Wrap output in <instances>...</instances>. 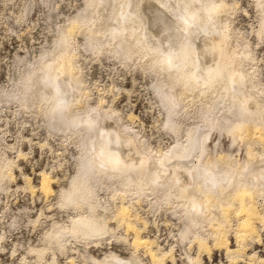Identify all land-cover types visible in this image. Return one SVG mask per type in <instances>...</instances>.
<instances>
[{"label":"bare ground","instance_id":"1","mask_svg":"<svg viewBox=\"0 0 264 264\" xmlns=\"http://www.w3.org/2000/svg\"><path fill=\"white\" fill-rule=\"evenodd\" d=\"M80 2L66 25L54 31L51 28V39L37 58L21 64L13 82L11 79L14 89H4L1 94L17 98L23 109H35L49 135L60 132L72 146L67 161L72 169L61 177L68 184L61 183L58 187L56 205L74 215L66 220L68 223L65 219L50 223L39 240L41 244L28 251L43 264H60L57 253L62 255L68 250L81 255L80 264H145L137 252L141 249L149 264H176L172 247L163 249L156 237L144 239L140 235L147 223L144 211L150 213L153 209L163 211L164 223L175 227L180 242L188 241L185 253L191 264H201V253L217 245H221L229 260L248 258L246 264L263 261L264 256L260 257L256 251L248 254L244 248L261 243L259 231L264 226V206L257 205L258 199L264 203V86L249 42L236 34L230 21L236 3L232 0ZM146 4L164 23L161 28L167 46L162 52L155 43L158 32L151 28L143 30L144 20L149 18V14L142 12ZM258 5L260 25L255 31L259 36L264 30V0H258ZM77 35L81 40L74 50L71 42ZM177 35L180 40L174 50ZM200 35L196 48L193 39ZM80 49L90 52L98 63L103 61L99 60L102 57L117 59L125 65L133 62L149 74V79L148 75L145 77L147 86L160 106V126L171 136L170 145L152 147L147 138H141L122 122L113 105L104 106L106 100L98 102L96 98L98 103H91L87 99L92 90L88 93L84 89V67L81 70L75 64ZM195 49H199L198 54ZM58 81L72 83L70 93L61 95L60 87L56 86ZM192 102L197 104V110L192 113V122L186 123L189 116L184 117L191 111L188 113L186 108H194L186 105ZM214 134L218 139L210 144L208 140ZM224 134L230 142L222 148L220 137ZM238 141L246 145L242 159L232 149ZM256 144L260 150L254 147ZM14 167V162L2 157L0 190L14 178ZM40 175L41 192H53L50 182L54 177L48 172ZM24 179L32 191L30 179L27 176ZM229 207H234L236 220L229 218ZM117 229L124 230L116 235ZM127 233L132 235L127 244L128 256L110 248L102 251L101 257L88 251L90 246L104 245V238L125 243ZM231 233L235 248L230 246ZM4 235L0 234L2 249ZM192 246L196 249L195 256L190 254Z\"/></svg>","mask_w":264,"mask_h":264},{"label":"rangeland","instance_id":"2","mask_svg":"<svg viewBox=\"0 0 264 264\" xmlns=\"http://www.w3.org/2000/svg\"><path fill=\"white\" fill-rule=\"evenodd\" d=\"M80 1L81 0H0V95L3 94L2 91L4 92V89L5 91L6 89H14L13 87L15 86L11 83L13 82V76L19 72L22 66L21 64L25 63L26 60L33 62L35 58H37L38 53L40 54L50 41L52 36L51 33L53 34L52 31L69 22L77 11L81 3ZM232 1L236 4L233 9L234 13L230 14V21L234 23L231 22L236 34L238 33L241 39L244 38L249 42L255 57L254 62L256 66H258L257 69L261 71V73H259V78L262 82L261 85L264 86V30L259 32V36L256 35V31L260 25V8L258 0ZM147 5L148 4L142 6V12L147 15L149 14V18L144 20L143 30L146 32V30L151 28L156 33L158 32L159 38L155 43L161 48L158 50L162 52L164 48L166 49L165 46H167L165 42L166 36L163 34V28H161L164 23L155 13H151L150 7ZM169 15L174 19L170 13ZM79 36L80 35L75 36V39L71 42V48H75L74 50H77V41L81 40V36ZM77 37L80 39L76 40ZM176 39V41H173L174 50L179 45L180 38L178 39V35ZM199 40L201 41V35L193 39L194 45H197L195 46L196 48H198ZM196 50L198 52H196ZM195 52L198 54L199 49H195ZM103 58L104 57L99 59L103 61L98 63L96 58H91L90 52L83 49L79 51V56L75 64L77 63L76 66L79 65L81 70L83 69L82 67H84L83 70L85 72L83 70L82 72L85 74L83 75L81 72L83 79L85 78L84 89H88V93L92 90L90 94H93H88L89 98L87 97V99H91L89 100L91 103H98L100 100L101 102L106 100L102 104L104 106L113 105L112 109L116 112L118 111L117 113L121 115L122 122L127 127L130 126L129 128H132L139 136H142L141 138H147L146 141L148 143L150 142L149 144H152V147L160 146L166 148L167 145H170L172 139L164 127L161 125L162 129L160 126V124H162V119H160L162 118V114H160V112L159 116L161 117L158 116L160 106L156 99L153 98L154 96L150 92V87L148 88L149 82H147V79H149V74L147 72H142L139 67H135L133 62H129L125 65L119 60L117 61V59L110 60L106 57L105 61ZM93 59L95 61L97 60L96 63L99 65L95 64ZM87 63L91 65L89 66ZM130 69H133V72ZM138 72L139 74H143L138 75ZM71 84L72 83L66 81H58L56 86L57 88H61H58V91L63 95L66 92L70 93V87L73 86V84L72 86ZM115 85H118L117 87L119 88L114 87ZM124 89H127V93ZM91 96L94 97L92 98ZM0 98V163L2 157L5 156L14 162L15 165L13 168L14 178L7 181L4 188L0 190V234H5L4 240L1 243L5 246H3V249L0 248V264H43L42 261L36 260V255L34 253L28 251L29 248L41 244L39 240L46 229L52 225L50 223L58 220L61 221V219L62 221L65 219L64 222L68 223L69 217L71 218L74 215L71 211L69 214L67 211H65L67 212L65 213L64 210L62 211V209L57 208L58 206L56 205L59 199L58 187L60 189L61 183L64 186L68 184L66 180L62 181L61 177L65 171L68 172L72 169L70 162H67L70 158L72 146L70 141H68L69 138L60 132H54L52 135L50 133V136L44 123L40 120V116L36 115L35 109H23L17 98L5 97L3 95H1ZM13 99H16V101ZM92 99L94 101H92ZM17 102L20 106H17ZM193 105L194 108H192ZM195 105L197 104H193V102L186 105L192 108H186L188 113L191 110L189 113L190 115L188 114L184 117V119H186V117L188 118L189 116L188 120H184L186 123L188 121V123L192 122L193 115L197 110ZM17 108L20 111H17ZM30 111H33L35 114ZM35 116L38 119H36ZM109 124V121L106 122L107 126H109ZM153 125L158 128H155ZM109 130L111 135L112 129ZM216 136L218 137L217 134H214L208 140L210 144L212 142L211 140L217 138ZM255 136L256 135L253 134L254 138ZM220 140L222 148L227 147L230 142L229 137L225 134L224 137L223 135L220 137ZM244 144V142L238 141L234 144L236 147L234 145L232 146L234 154H236L237 157L239 156L240 159L245 156L244 151L246 145ZM254 147L260 150L258 144L254 145ZM18 152L21 154L18 155ZM41 172H48L52 179L54 177V181L52 180V182H50V186L52 190L55 191H53L55 194L53 192H41L39 188L41 184L40 181L42 180V175H40ZM26 176L30 179L29 181L34 187L32 191L26 187L24 179ZM63 183H66V185ZM6 187L7 190H5ZM258 204L259 208H261L260 206H264V203L259 199L257 205ZM142 205L144 209L147 208L146 203L143 202ZM230 208H233L232 211ZM229 209L231 211V213L228 211L229 218L236 220L238 216L234 207H229L227 210ZM148 212L149 211H144L143 215L146 217L147 223L146 228L140 232V235L144 237V239L156 237L163 249L172 247L176 264H191L186 258L185 253L188 252V241L180 242L179 236L177 237L178 233L174 230L175 227L171 223H164L163 217L165 215H163V211L155 212V210L152 209L150 213ZM234 214H236L237 217ZM233 216H235V218ZM67 219L68 221H66ZM235 220L232 222L234 223ZM123 230L124 229H117L116 235H119ZM259 233L261 235V243H254L252 246L245 247L244 249L248 254L251 253V251H256L257 254L262 257L264 256V226ZM126 236L127 242L125 243L109 242V240L106 241L107 238H104V245L102 244V246L99 247L90 246L88 251L92 255L101 257L102 251L110 248L123 256H128L130 255V251L127 244L132 241V235L127 233ZM229 240L230 246L235 248L236 243L232 233L229 235ZM209 247L210 249L207 250V252L206 248L203 253H201V264H246L248 262V258H244L243 260H229L225 255V250L221 248V245ZM137 252L143 259V262L149 264L148 258L143 254V251L139 249ZM190 254L193 256L196 255L195 246H192L190 249ZM49 257L50 255L48 254L46 259H49ZM22 259L24 260L21 262ZM57 259L60 264H80L82 261L81 255L78 252L70 250L62 255L57 253ZM248 264H264V260L261 262L252 261Z\"/></svg>","mask_w":264,"mask_h":264}]
</instances>
